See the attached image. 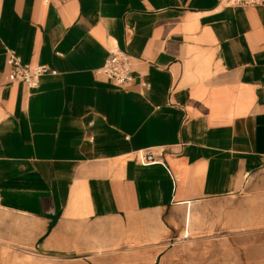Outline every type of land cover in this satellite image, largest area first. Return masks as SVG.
I'll return each instance as SVG.
<instances>
[{"label":"crops","instance_id":"1","mask_svg":"<svg viewBox=\"0 0 264 264\" xmlns=\"http://www.w3.org/2000/svg\"><path fill=\"white\" fill-rule=\"evenodd\" d=\"M133 81L99 69L114 49ZM51 71L9 78L8 53ZM151 149L160 162L143 165ZM264 189V5L0 0V208L57 238Z\"/></svg>","mask_w":264,"mask_h":264},{"label":"rangeland","instance_id":"2","mask_svg":"<svg viewBox=\"0 0 264 264\" xmlns=\"http://www.w3.org/2000/svg\"><path fill=\"white\" fill-rule=\"evenodd\" d=\"M38 226L35 218L0 208V264H264L259 188L163 213L77 221L52 241L37 236Z\"/></svg>","mask_w":264,"mask_h":264},{"label":"built area","instance_id":"3","mask_svg":"<svg viewBox=\"0 0 264 264\" xmlns=\"http://www.w3.org/2000/svg\"><path fill=\"white\" fill-rule=\"evenodd\" d=\"M230 6L246 7V6H262L264 0H225ZM8 64L10 67L9 78L12 81H22L31 87L38 85L42 76L55 73L45 64H24L20 57L13 50L8 53ZM101 73L106 75L114 85L126 86L133 81V71L130 55L118 48L114 49L110 56L106 59L103 66L99 69ZM157 153L151 149L140 151L138 160L141 164L147 165L160 162Z\"/></svg>","mask_w":264,"mask_h":264},{"label":"bare ground","instance_id":"4","mask_svg":"<svg viewBox=\"0 0 264 264\" xmlns=\"http://www.w3.org/2000/svg\"><path fill=\"white\" fill-rule=\"evenodd\" d=\"M190 221H191V209L189 207L187 214H186V228L184 229L185 237H187L189 235Z\"/></svg>","mask_w":264,"mask_h":264}]
</instances>
